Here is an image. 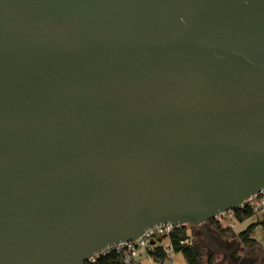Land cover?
<instances>
[{
    "label": "water",
    "instance_id": "95a60500",
    "mask_svg": "<svg viewBox=\"0 0 264 264\" xmlns=\"http://www.w3.org/2000/svg\"><path fill=\"white\" fill-rule=\"evenodd\" d=\"M264 190V0H0V264H86Z\"/></svg>",
    "mask_w": 264,
    "mask_h": 264
},
{
    "label": "rangeland",
    "instance_id": "374dc122",
    "mask_svg": "<svg viewBox=\"0 0 264 264\" xmlns=\"http://www.w3.org/2000/svg\"><path fill=\"white\" fill-rule=\"evenodd\" d=\"M262 220H264V208L242 223L237 222L232 214H226L224 218H216L218 228L216 223L203 224L202 227L209 237H205L197 228L191 226H185V228L203 247V264H207L208 260H211L212 264H264V226L256 227L250 236L257 242L255 246H244L238 239L239 232L256 221ZM224 229H230L231 232L221 236L219 230ZM221 247L226 248L227 252L215 250ZM139 255L140 264H152L143 250H139ZM167 264H185V262L181 255H176L172 256Z\"/></svg>",
    "mask_w": 264,
    "mask_h": 264
},
{
    "label": "trees",
    "instance_id": "16d2710c",
    "mask_svg": "<svg viewBox=\"0 0 264 264\" xmlns=\"http://www.w3.org/2000/svg\"><path fill=\"white\" fill-rule=\"evenodd\" d=\"M257 199H251L245 202L240 208L234 211L232 216L239 223L251 218L257 212L255 206ZM210 225L216 223V219L208 222ZM258 226H264V220L256 221L249 225L245 230L238 233V239L244 246H255L257 242L250 238L254 229ZM221 236L230 233V229L219 230ZM223 233V234H222ZM155 264H162L171 259L172 256L181 255L185 264H203L202 258L204 249L199 242L193 239L192 235L186 230L185 226L173 227L167 234L155 235L151 239L148 247L144 250ZM86 264H127L124 257L115 251L105 255L98 256L92 262ZM129 264V263H128ZM133 264V263H130ZM207 264H212L211 260Z\"/></svg>",
    "mask_w": 264,
    "mask_h": 264
},
{
    "label": "built area",
    "instance_id": "2783aa9c",
    "mask_svg": "<svg viewBox=\"0 0 264 264\" xmlns=\"http://www.w3.org/2000/svg\"><path fill=\"white\" fill-rule=\"evenodd\" d=\"M255 198L258 200L255 206V210L259 211L261 208H264V190H262L253 199ZM225 216L226 214L220 215L217 218H224ZM172 228H173L172 226H164V227L155 228L154 230L147 231L144 233V235L141 238H139L136 241H132L129 243H122V244H118L113 247L107 248L106 250L92 257L90 259V262L94 261V259L98 256L105 255L111 251H115L116 253L124 257V260L127 264L128 263L129 264L130 263L140 264L139 250L144 251L148 247L153 236L167 234ZM152 264H155V263L152 261ZM162 264H167V262L162 263Z\"/></svg>",
    "mask_w": 264,
    "mask_h": 264
},
{
    "label": "flooded vegetation",
    "instance_id": "af4514ba",
    "mask_svg": "<svg viewBox=\"0 0 264 264\" xmlns=\"http://www.w3.org/2000/svg\"><path fill=\"white\" fill-rule=\"evenodd\" d=\"M198 229V228H197ZM205 237H209L208 234L204 231L203 227L201 226L200 229H198ZM212 247V246H211ZM217 252H227L226 248L221 247L220 249H215Z\"/></svg>",
    "mask_w": 264,
    "mask_h": 264
}]
</instances>
